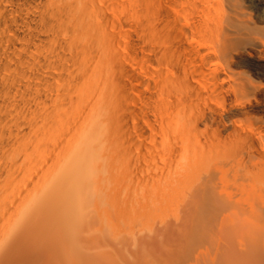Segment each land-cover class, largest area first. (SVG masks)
<instances>
[{"label": "bare ground", "instance_id": "6f19581e", "mask_svg": "<svg viewBox=\"0 0 264 264\" xmlns=\"http://www.w3.org/2000/svg\"><path fill=\"white\" fill-rule=\"evenodd\" d=\"M0 264H264V0H0Z\"/></svg>", "mask_w": 264, "mask_h": 264}]
</instances>
